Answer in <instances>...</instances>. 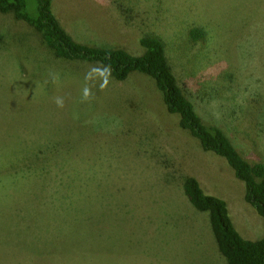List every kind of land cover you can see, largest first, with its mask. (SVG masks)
Returning <instances> with one entry per match:
<instances>
[{
	"label": "rangeland",
	"instance_id": "obj_1",
	"mask_svg": "<svg viewBox=\"0 0 264 264\" xmlns=\"http://www.w3.org/2000/svg\"><path fill=\"white\" fill-rule=\"evenodd\" d=\"M50 9L88 46L140 55L141 37H159L203 123L264 163V0H51ZM185 176L226 202L243 238L264 236L232 167L178 126L148 75L116 80L98 62L58 58L0 13V264H226L208 214L182 191Z\"/></svg>",
	"mask_w": 264,
	"mask_h": 264
},
{
	"label": "trees",
	"instance_id": "obj_2",
	"mask_svg": "<svg viewBox=\"0 0 264 264\" xmlns=\"http://www.w3.org/2000/svg\"><path fill=\"white\" fill-rule=\"evenodd\" d=\"M30 5L35 6L34 12L28 10L27 0H0V13H11L15 19L26 22L58 58L98 62L106 66L116 80L126 79L131 72L148 75L160 90L167 111L178 115V126L198 139L203 150L226 159L244 185V200L264 217V163L247 161L219 126L203 123L178 85L159 37H141L139 41L144 51L140 55L121 47L88 46L73 40L59 25L50 9L51 0H33ZM191 35L199 38L204 31L201 27L193 28ZM182 191L197 211L208 214L219 254L226 264H264V236L257 240L243 238L234 227L223 199L206 194L193 176L183 178Z\"/></svg>",
	"mask_w": 264,
	"mask_h": 264
}]
</instances>
